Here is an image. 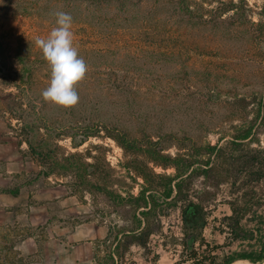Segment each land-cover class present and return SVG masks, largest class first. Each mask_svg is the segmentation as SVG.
I'll return each mask as SVG.
<instances>
[{
    "label": "rangeland",
    "instance_id": "374dc122",
    "mask_svg": "<svg viewBox=\"0 0 264 264\" xmlns=\"http://www.w3.org/2000/svg\"><path fill=\"white\" fill-rule=\"evenodd\" d=\"M230 3L238 8L220 15L222 4ZM177 6V0H0V174H5L0 184L25 182V194L38 185L46 198L50 188L67 187L71 200L38 202L51 220L93 221V228H103L87 240L92 242L87 264H192L189 255L200 249L193 242L199 234L214 248L203 264L212 256L220 264L234 252L259 250L254 242L228 240L224 220L232 215L231 202L244 205L260 196L263 201L246 212L242 226L256 239L263 236L264 183L238 189L240 179L234 187L226 163L216 170L221 160L215 155L212 171L188 180L190 201L199 205L190 222L181 210L188 204L172 207L160 200L143 217L144 209L119 198L139 195L145 165L157 174H175L148 159L155 150L171 158L183 154L207 170L209 156L194 149L219 146L228 158L237 130L261 123L264 0H187L191 11L214 21L205 24L187 20ZM57 11L72 16L74 46L88 68L76 85L79 102L71 108L42 97L51 72L35 40L47 37ZM9 94L13 98H5ZM120 134L139 142L135 153L117 142ZM26 142L50 151L52 159L77 155L78 171L35 181L43 168ZM244 145L264 149V129ZM130 161L137 172L128 171ZM5 204L0 199V264L14 258L6 243L24 229L28 215L24 206L9 213ZM13 220L24 225L13 228ZM194 225L199 229L186 231Z\"/></svg>",
    "mask_w": 264,
    "mask_h": 264
},
{
    "label": "trees",
    "instance_id": "16d2710c",
    "mask_svg": "<svg viewBox=\"0 0 264 264\" xmlns=\"http://www.w3.org/2000/svg\"><path fill=\"white\" fill-rule=\"evenodd\" d=\"M93 1L101 2L103 0ZM125 1L128 2L130 0ZM186 1L187 0H177L179 13L183 15L184 18L189 21L195 20V22H197L196 20H199V24L214 22L213 20H205L203 15H198L197 13L191 11V7L185 6ZM237 8V5L234 3L222 4V6L218 9V13L220 15L227 14ZM6 97L13 98V94H9L8 96H5V98ZM259 115L262 118L261 123L258 127L252 125L237 130V134L232 137V141L229 144L230 148H232L233 150V154L228 158L225 155V150L219 146H208L206 148L194 149L196 152L204 151L206 152V155L209 156L208 161L204 162L206 167H211V157L213 155H215L216 158H220L221 160V165H217L216 170L222 167L223 163H226L225 171L227 173V177H229L233 181L232 183L234 187L241 179V184L238 189H243L250 186L252 188H255L254 186H258L264 183V149L248 150L244 145V142L252 141L257 133V130H259L260 127L264 129V98L259 102ZM116 140L125 151L131 152L132 154L137 151L139 142L131 140L128 135L120 134ZM26 143L28 144L31 153L34 154L43 168L37 174L35 181L39 180L40 177L48 179L51 176L57 175L61 172L65 174H73V172L78 171L76 164L73 162L74 158L77 155L72 154L65 158L55 157L54 159H52L50 151L43 149L38 150L32 146L31 142ZM163 151V149H159L158 151L155 150L153 152L155 153L154 156H151L153 158H150V156L147 157L154 162L160 160V163H162L160 166H164L167 168L172 167L175 170V174H157L145 165V167H142L143 169L140 172L141 178L143 179L144 183L139 195L137 197L129 195L128 198L119 196V198L122 200L123 204L129 203L138 209H144L145 211L140 212V215L143 217H147L154 211H156L157 207L160 205V200L165 203H170L172 207H178L179 203H183L184 205L188 204L185 205L181 210L183 213V220L186 223L190 222L191 220L197 218L196 210L199 205L190 201V197L188 196L187 191L188 180L192 174H196L198 173V171H202L203 173L207 174L208 172L212 171L214 165H212L210 169L201 170L203 166L198 162V160H191L183 154H178L176 157L171 158L168 156H164ZM147 153H150L149 150L147 151ZM133 161H130V163L127 164V169L129 172L133 170L137 172L138 170V166L135 167L133 165ZM195 165H199L200 167L198 168L200 169H195ZM190 171L191 173L189 175L188 173ZM97 172L98 171L96 170V168L93 170V172L90 171L93 176H96ZM21 190L22 186L0 188V195L7 194L18 197L21 193ZM246 197H248V195ZM247 201V203L241 205V200L236 199L234 202H231L229 204L232 215L224 220V229H226L227 231V233H224L228 235L227 239L232 242H254V246H258L259 250L243 253L234 252L230 256L226 255L224 257V260L220 264H261L264 262V235L259 239H256V235L253 230H247L242 226V219L246 212L248 210L251 211L253 206L260 205L261 201L263 200L260 196L256 197L254 195L250 200ZM146 220L149 219L146 218ZM189 229H192V231L197 230L199 229V226H190L189 228H186V231H189ZM193 242H198L200 244V249L194 247L190 251L189 261L192 264H203L208 259L207 255L212 252L211 250L214 248H211L210 245L206 243V240L202 237V234L196 236ZM201 249L202 252H200ZM212 257L214 258L213 261L210 262V264H216V256ZM248 261L251 263H249Z\"/></svg>",
    "mask_w": 264,
    "mask_h": 264
},
{
    "label": "crops",
    "instance_id": "0c3cea01",
    "mask_svg": "<svg viewBox=\"0 0 264 264\" xmlns=\"http://www.w3.org/2000/svg\"><path fill=\"white\" fill-rule=\"evenodd\" d=\"M3 175L5 174H0V176ZM8 183L10 182L0 184V188L22 186L21 193L18 197L2 194L0 199L9 203V205L5 204L6 208H11L9 213H13L14 207L20 209L24 206L28 215L24 229L12 236V239L6 243L7 249L14 253V258L3 264H21L23 260L25 264H87L88 261L91 262L92 242L89 241L93 240V236L103 228H93L91 226L93 221L83 220L72 223V220H51L50 217L48 218V209L40 207L42 204L38 202L41 199L71 200L74 197L67 187L62 186V191L50 188L46 198L44 197L45 189H40L38 185L36 187L39 190H28L25 194V182L13 186V182L11 185ZM31 197L37 201L33 205L30 202ZM29 210L30 220H28ZM21 221L23 220L20 222L13 220L12 227L24 225Z\"/></svg>",
    "mask_w": 264,
    "mask_h": 264
},
{
    "label": "clouds",
    "instance_id": "9594fccd",
    "mask_svg": "<svg viewBox=\"0 0 264 264\" xmlns=\"http://www.w3.org/2000/svg\"><path fill=\"white\" fill-rule=\"evenodd\" d=\"M55 26L46 38H36L35 45L42 52L50 68V82L42 91L45 102L71 108L79 102L76 85L88 71L85 60L74 46L73 18L69 13H54Z\"/></svg>",
    "mask_w": 264,
    "mask_h": 264
},
{
    "label": "bare ground",
    "instance_id": "6f19581e",
    "mask_svg": "<svg viewBox=\"0 0 264 264\" xmlns=\"http://www.w3.org/2000/svg\"><path fill=\"white\" fill-rule=\"evenodd\" d=\"M247 262V261H246ZM250 263V262H249ZM252 264V263H251ZM261 264H264V262L263 263H261Z\"/></svg>",
    "mask_w": 264,
    "mask_h": 264
},
{
    "label": "water",
    "instance_id": "95a60500",
    "mask_svg": "<svg viewBox=\"0 0 264 264\" xmlns=\"http://www.w3.org/2000/svg\"><path fill=\"white\" fill-rule=\"evenodd\" d=\"M246 261V260H245ZM249 262V261H248ZM251 263V262H250ZM233 264V263H232Z\"/></svg>",
    "mask_w": 264,
    "mask_h": 264
}]
</instances>
